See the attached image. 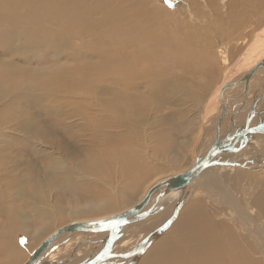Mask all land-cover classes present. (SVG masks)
I'll return each instance as SVG.
<instances>
[{
  "label": "rangeland",
  "instance_id": "rangeland-1",
  "mask_svg": "<svg viewBox=\"0 0 264 264\" xmlns=\"http://www.w3.org/2000/svg\"><path fill=\"white\" fill-rule=\"evenodd\" d=\"M203 1L205 0H191L190 2H193V4L189 2L190 6H187L189 8L188 10L186 8V5L181 4L182 0H170V4L166 2V0H154L153 4L156 7L153 6L152 8L157 10L155 12L156 14L154 16V20L151 22L150 20L148 21L147 19H143L144 17L137 20V23L140 24V27L144 29L149 26L148 22L155 24V18L158 16L159 22L154 27V29H157L158 31L156 35L158 36L159 33L161 34L164 31L163 33L165 36L163 35V33L160 36H163V39H165L168 43L169 41L171 44L175 43L176 48H178L181 53V55L179 54L178 56L175 55L173 51L167 49L165 56L159 57L161 62H158V60L156 61L154 66L155 70L158 69L160 71L159 77H163L166 87L155 95L149 92L148 85L145 86V84L141 83L137 84L138 81H143L142 78L147 77L146 72L148 69H150L151 64L143 58H139L138 49H135V51L133 52L135 56H138L137 66L135 67L136 77L129 75V79L132 78L131 80H129L132 81V86H137L135 88L133 87L135 89L134 91L137 93V96H139V94L141 96L151 95L152 97L153 95H155V99L151 96H149L147 99L153 105L151 106L152 109L150 111H145L143 113L145 125H143L142 127L143 134L141 135L140 139H137L136 136L132 134V130L128 129V132H126V128L123 127L121 128V131L120 129L108 130L107 126L95 127L94 129V126L91 125L92 123H95L94 120L97 119V116L100 115V112L103 113L105 111L104 108L101 109L94 107V101H92V98L97 97L103 102V98L107 97V95L105 94L106 90L104 89H106V86L109 83L115 82V77H110L109 75H107L106 77L103 67L99 68L98 62L91 61L88 54H91L92 50L96 49L100 52L103 51L104 54H116L115 60L120 57L123 51L119 48L117 49V47L114 46L115 42L113 40L115 38V35L111 34L110 31L106 30L104 32H101L99 36L97 35L94 36L95 38L92 37V39H86L87 41H79V36H75L71 33V36L66 34L67 32H69V30H67L68 25L66 23L62 25L64 34L61 33L59 29L55 30L57 34L55 36H58L57 39L55 38L56 44L63 45L65 44V42L68 43L69 40H74V42H71V46L69 49H77V52H75L77 54H75L76 61L71 58L73 56L72 52L67 53L65 57L59 58L55 54L52 55L54 57L50 56L49 53L47 54V52H45L47 50L42 48L40 52H43V54L45 55H43L37 61L35 59L28 60L27 65L21 63L24 62L25 59L20 58L18 55H12L11 57L7 55L8 53L2 51L3 53L0 54L2 55L0 58V96L1 93L2 95H5V93L9 92L10 88L13 87L14 91H17L19 90L18 88L20 86L22 89L20 91L21 93H25L27 91L28 96L24 98L29 99V103L24 106L27 102V99L25 101H23L24 98L19 99L18 102L20 103L15 104L14 107L16 108L11 111L10 118H7L6 115H4L6 117L1 115L2 119H0V124L4 121L2 123L3 128L1 129L5 131L0 135V174H2L3 172H7L16 180H24V183L22 185H19V187L17 188H15L14 185H12L11 187L4 185L3 188L5 190V193L4 195L0 194L2 196V199L0 198V200H2L3 204H5L9 211H11L10 214H15V220L18 217V221H20V223L24 225V228L22 229L16 227L15 229L5 230L0 227V264H13L14 256L18 257L17 260L15 259L17 264L22 263L24 260H26V257H28V255L32 253L33 249H35V247L38 246L46 237L51 235L54 230L65 226L74 220L102 218L106 217L105 215L108 216L110 214H114L115 212L118 213L135 205L139 200H141L144 192L149 188L156 185L160 180L172 175H176L177 172L185 170L187 166L192 163V159L194 157L191 154L193 147L197 142V131L203 125V129L208 128V124H211L213 122V118L218 114V106L221 104V102L219 101L220 91L223 85L226 84L228 80H230L234 76L237 75L236 77H238L240 73L246 71L251 67V65H247L246 61L248 51H250V46L255 42V40L258 37H261V35L259 34L264 28L263 21V24L261 25V18L264 17V0H234V2L233 0H228L227 3L230 4L231 2L232 4L228 7H226L227 4L225 0H215V4H213L214 6L208 3L207 7L206 5L204 6ZM196 2L198 5H196ZM119 4L120 3H116L115 5L118 6ZM191 5L193 7L192 9ZM192 11L195 12V16L189 15L190 13H192ZM101 17L102 16L96 14H94L93 16L94 21L98 22L101 20ZM194 18H197L198 20H194ZM190 19L193 20L190 21ZM122 22L123 26H127V24H129L128 22ZM137 23L135 24L136 26ZM192 25H195L194 29H190ZM106 26L109 30L113 29V26L111 25V23H108V21L106 22ZM3 28L4 27H2V23L0 22V29ZM34 31L22 30L20 34L22 36L21 43H27L28 38L26 39V37L29 35H35L34 33L36 31ZM55 31L51 29L50 32L55 34ZM5 32L0 31V34ZM70 32H74L77 35L80 34V32L77 30H72ZM9 33L11 34L13 33V31ZM245 39H247V42L244 45L238 44L244 42ZM101 41H106L113 47L109 45L103 46L101 44ZM2 45L3 44L0 40V51L2 50V47H5ZM137 46L142 49L144 47L147 48V45L143 43L141 45L140 43H138ZM64 51L65 50H60V52L65 53ZM163 51L165 52L164 49ZM68 54L72 56H69ZM85 56H88V58H86ZM65 58H67L70 63L67 62V59ZM244 61L246 63H243ZM76 62H78V64ZM145 63L147 65H145ZM245 64L247 67L244 66ZM89 66H91L92 68L89 69ZM45 72H48L50 76ZM96 72H98V75ZM54 73H56V75ZM60 73L62 75H59ZM88 73H90L91 76L88 75ZM94 73L96 75H94ZM143 74L146 76H143ZM46 75L49 77L47 78ZM51 75L53 76L51 77ZM157 76L158 74H154L152 75L153 78L151 79L153 81V85L155 86L158 84V80L155 81ZM59 77L61 80H58ZM92 77H94L95 79ZM96 77L98 79H96ZM111 78L113 79V81ZM77 80L81 84H79ZM66 81H68L69 83ZM71 83L73 86L71 85ZM44 85H46V87ZM54 85H57L58 88ZM65 85L67 87H72L71 91L74 92V94H72L74 96L73 98H76L78 95L82 99H87L88 101V103L85 102L83 104L86 108L78 106V112H83V115L87 117L86 121H89V123H91L90 125L92 127V131L82 132L81 130H76L75 133L79 138L78 140H75L71 133L67 134L65 132L67 130L65 122H67L68 120L69 123L77 122L78 119L75 118H79L80 116H75V118L73 119H67L66 116H63V113L57 114V109L55 110L54 108L53 110V107L46 106L51 102L53 104L56 103L55 106H61V104L67 105V103L71 101L67 98L69 97L68 94L66 95L65 93H63L64 91H62L66 89ZM178 86L180 87L178 88ZM44 87L45 89H43ZM142 87H144V89H142ZM35 89H39V93L36 92ZM58 89L59 91H57ZM102 89L104 90V92ZM180 90H183L182 93L179 92ZM184 90L187 92L186 95L191 96V100L184 98ZM28 91L30 92V94H28ZM45 93H47V95H45ZM54 93L57 96H54ZM41 94H43L44 96H40ZM89 99L91 103L89 102ZM63 100L65 101V103ZM45 101L46 103H44ZM60 101L61 104H59ZM70 104L74 105V103ZM43 107L45 108L43 109ZM89 107L90 113L89 110H87V108ZM51 110L52 112H50ZM55 113L57 115H55ZM67 113V115L69 116V110H67ZM13 115L17 116L15 120L12 118ZM8 119H12V122L9 123ZM79 119L81 121V118ZM21 121H27L28 125L24 124V126L25 128H28L30 126L29 131L28 129L26 131L24 128L22 129L19 127L18 124ZM10 124L12 125L10 126ZM55 128H57V130ZM51 130H56L55 133L57 135L55 134L53 136L56 141H52V139L49 141L48 131L50 132ZM103 130L106 135L109 131L110 132L108 133V135L114 132L112 133L113 136H111L114 140L112 144H109L107 140H104L105 135L102 136V134H104ZM96 131L99 132L97 133ZM118 131L125 133V138L128 139L129 142L128 140L120 141L119 136L121 135V133L115 134ZM40 132L42 135L40 134ZM154 135L159 139L170 137L171 140L166 142H164L163 140L162 142H160L159 139L157 140L156 137H154ZM39 136L43 139L45 138L48 142L46 147L40 144V142L37 140ZM68 141L70 143H73L71 150L77 151L74 155H71L70 152L66 151L67 149L65 150L62 148H58L59 146L62 147L63 144L67 143ZM120 143L122 145H119ZM116 148L118 150L123 149L122 151L130 150V152H132L137 159L141 160L144 167L146 168L147 172L145 175L143 174L142 179L140 180L139 177H137L136 179L137 181L141 182V185H139L138 187H124L126 184L133 181V178H123L121 180L118 178L116 179L118 182H115L114 174L113 177H108L109 185L108 188L105 187V189L100 185L95 184L98 180V178L94 180V176L96 177L95 174L90 175L91 177L87 174V176H89L88 178L85 175V172H83V175H75L73 179H71L72 185L69 189H64L60 185H49L44 178L43 170H46L48 166L51 167L53 163V165H56L55 160H58L57 167L66 166L73 170H77V168L81 167L80 165H78L79 163H98V161L102 160L106 161L104 165H109V171L114 170V168L115 170H117V167L112 166L114 167L112 169V167L110 166L112 165V157H115L113 153L116 154ZM259 149H264V138H262L261 144L259 145L258 149H250L252 152H250L251 155L259 153ZM35 150H42L43 152L40 154ZM61 152L63 153V155L60 154ZM50 154L54 155V157H51ZM45 156H50L51 159L46 160V158H44ZM248 159H254V157ZM59 161H61V163ZM161 161L165 164H162ZM248 162L249 160L246 161V163L243 162V168H240L241 166L238 165L235 166L234 164V170H230L231 172H223L229 173L227 176L222 175L223 179L228 177L229 175L234 178H238L236 180L237 185H233L234 189H236L234 191H237V193L233 191L235 195L239 196L240 191L238 190H241V188H239L238 186L240 185L242 187L247 183V181L253 183L252 187L254 189L256 187L262 188V186H264V165L260 169H256L251 168L252 165L249 166L250 163ZM158 164L162 167L157 168ZM84 166L86 167V165ZM100 178L103 177L100 176ZM258 180L260 181L258 182ZM112 182H115L116 184L114 188L111 185ZM254 182H256L257 185H255ZM230 188L231 187H229L227 191H230ZM106 190H108V195L104 194ZM194 192L195 193H193L192 196L194 198L191 197L193 200L190 198L192 200V203L195 200H203L205 203L206 201L208 203L209 201H212V197H208L207 195L209 194L207 192H203L202 189L196 188ZM190 199L189 201L191 202ZM189 201H186V203H184L180 213L185 209V207L192 204ZM108 203L111 205L110 208H103L104 210H100L101 206H104ZM36 210H41L46 213L49 212L51 214H56L55 212H57L62 217H53L50 221H48L47 219L39 216ZM7 217L8 215H6L5 213H0V225H4V223H6V219L8 220ZM178 218L179 217H177V219ZM171 221L172 220H169L164 225L169 224ZM160 229L161 226L160 228L153 229L155 231H152L158 232L160 231ZM134 230H136V228H131L129 231L124 233V236L122 237L128 238V240H130L126 245L123 253H134L136 249L139 248L140 244H138V240L140 238L138 236H140V234L138 235V233L140 232L136 233L134 232ZM152 231H150V233ZM39 233H43L41 235V238L38 237L37 239L33 240L32 238ZM111 233L112 232L110 231L104 232V234L99 237L100 239L91 235L83 238L78 237L75 240L70 241V244H68L66 247H61L60 251L58 252L60 254V257L58 256L59 258L57 257L55 262H53L52 264H89L90 261H92L98 254H100L99 247L101 246V242H105L106 238H108ZM130 235H134V238ZM159 240L160 238L154 241L153 244H155ZM149 249L146 252H148ZM61 250L63 252H61ZM146 252L143 256L146 255ZM114 253L118 254L119 250H115ZM134 256L135 255L131 257L134 258ZM143 256L141 258H138L137 261L134 260V262L133 258H129V263L127 261L114 262V260H111L113 262L111 263L108 261V264H140ZM112 258L114 259V257ZM19 259H21V262ZM16 263L14 262V264ZM45 263L51 264L50 261L46 260ZM105 263L106 262H104L103 264Z\"/></svg>",
  "mask_w": 264,
  "mask_h": 264
},
{
  "label": "bare ground",
  "instance_id": "bare-ground-1",
  "mask_svg": "<svg viewBox=\"0 0 264 264\" xmlns=\"http://www.w3.org/2000/svg\"><path fill=\"white\" fill-rule=\"evenodd\" d=\"M118 1H116V0H0V22L2 23V27H4L3 29H0V31H3V32L6 31L5 33L0 34V40L3 44L2 46H5V47H2L0 54H2L3 52H6V53H8L7 55H9L11 57H12V55H18L20 58L25 59L24 62H21L22 64L28 65V60L35 59L37 61L39 58H41L43 55H45V54H43V52H40V50L42 48L47 50L45 52H47V54L49 53L50 56L55 54L59 58L65 57V55L67 53L72 52L73 56L69 55V54L68 55L72 56L71 58L74 61H76L75 58H76L77 54L75 52H77V49H72V48L69 49L71 46L70 45L71 42H74V40L73 41L69 40L68 43L65 42V44H63V45L56 44V41H55V38L57 39V37H58V36H55V35H57L55 30L59 29V31L64 34V29L62 28L63 27L62 25L65 23L68 25L67 30H69V32H67L66 34L70 35V33H71V34H74L75 36H79V38H80V39H78L79 41H81V40L87 41L86 39H92V37L95 38L94 36H97V35L99 36L101 34V32H104L106 30L110 31L111 34L115 35V38L113 40L115 42L114 46L117 47V49L119 48L123 51L117 60H115L116 54H112V53L104 54L103 51L100 52L99 50L97 51L96 49L92 50L91 54H88L91 61H97L98 62L99 68L103 67L104 74L106 77H107V75H109L110 77L111 76L115 77L114 78L115 82L109 83L106 86V89H104V90H106L105 94L107 95V97L103 98V102H102V100H100L97 97L92 98V101H94V107L101 108V109L104 108V110H105L103 113L100 112V115H98L99 117L97 116V119L95 118L96 119V120H94L95 123L91 124V123H89V121L87 122L86 121L87 117L83 115L84 113L78 112V106H82L83 108H86V107H84L83 104L85 102L88 103L87 99L84 100L78 95H77L78 98L76 97L77 99L73 98L74 96L72 94H74V92L71 91L72 87H69V86L67 87L66 86L67 84L65 85L66 89H64L62 91H64L63 93H65L66 95L68 94L70 99H69V97H67V98H68V100H71V101H69L67 103V105L66 104L62 105L61 101H60L59 104H61V106H55L56 103L53 104L52 102L46 105L48 107H53L52 108L53 110H54V108H55V110L57 109L58 110L57 114L63 113V116L64 117L66 116L67 119H71V118L73 119V118H75V116H80L79 118H81V121L79 118H75V119H78L77 122H70L69 123L68 122L69 120L67 122H65L66 123L65 125L67 128V130L65 132L67 134L71 133L73 135V137L75 138V140L79 139L77 137V134L75 133L76 130H81L82 132H86V131L91 132L92 131L91 125L94 126V129H95V127L107 126L108 130L109 129L110 130H116V129L121 130V128L123 127V128H126V130H127L126 132H128V129L132 130V134H134L137 139L138 138L140 139L141 135L143 134L142 127H143V125H145L143 113L145 111H150L152 109L151 106L153 104L147 100L148 97L151 95L141 96L139 94V96H137V93L134 91L135 90L134 88L137 86H135V87L132 86V81H129L132 79V78L129 79V77H130L129 75L136 77L135 67L137 66V58L139 56V58H143L144 60H146L148 63L151 64L150 69H148L146 72L147 77L142 78L143 81L137 80L138 81L137 84L141 83V84H145V86L148 85L149 92L151 94L156 95V93L162 91L166 87L165 81L163 80V77H159L160 71L158 69L155 70L154 66H155L156 61L158 60V62H161L159 57H164L165 53L167 52L166 51L167 49L173 51V53L175 55H178V56H179V54L181 55L180 50L178 48H176L175 43L171 44L169 40H168L169 41V43H168L165 39H163V36H160V35H162V33L164 31L161 34L159 33L158 36L156 35V33L158 31H157V29H154V27L159 22L158 16L155 18L156 23L155 24L151 23L154 20V16L156 14L155 12L157 11L156 9L152 8L153 6H155L153 4L154 0L153 1L152 0H123V1L121 0L119 2ZM190 1L189 0H182L181 4L186 5V8L189 10V8L187 6H190V4H189ZM192 1H195V0H192ZM225 1L227 4L226 7L232 5L231 2H230V4L227 3L228 0H225ZM229 1H231V0H229ZM257 1H260V0H257ZM203 2H204V6L206 5V7H207L208 3L212 6H214L213 4H215V0H212V1L211 0H205ZM233 2H234V0H233ZM116 3H120V4L118 6H116L115 5ZM190 3L193 4V2H190ZM201 3H202V1H201ZM196 5H198L197 2H196ZM192 8L193 7L191 5V9ZM188 13H190V12H188ZM94 14L102 16L101 20L99 22L94 21V18H93ZM189 15L195 16V12L192 11V13H190ZM139 18L147 19L148 21L150 20L151 22H148L149 26L147 28L142 29V27H140V24L137 23V20ZM197 18H194V20ZM191 20H193V19H190V21ZM107 21H108V23H111V25L113 26V29L109 30L107 28V26H106ZM122 21H124V23H127L129 21L128 22L129 24H127V26H125V25L123 26ZM136 23H137V26L135 25ZM194 26L192 25L190 29H194ZM51 29L55 31V34L50 32ZM22 30H25V31H29V30L34 31L35 30L36 31V32L34 31L35 35H33V36L29 35L26 37V39L28 38V41L25 44L21 43L22 36L20 34H21ZM72 30H75V31L77 30L80 32V34L77 35L74 32H70ZM11 31H13V33L10 34L9 32H11ZM163 35H164V33H163ZM259 35H261V37H258L255 40V42L250 46L251 47L250 51H248L246 61H247V65H251V67L249 69H247L246 71L251 70L253 67L257 66L264 59V28L262 29V32ZM165 38H167V37H165ZM171 38H172V36H171ZM246 42H247V39H245L244 42L238 43V44L244 45ZM138 43H140V45L142 43L146 44L147 48L144 47L142 49V48L138 47L137 46ZM101 44L103 46L109 45L108 42H106V41H101ZM109 46H112V45H109ZM97 47H98V45H97ZM155 48H157V49H155ZM135 49H138V52H139L138 56H135L133 53L135 51ZM163 49L165 50V52L163 51ZM60 50H65L64 51L65 53L60 52ZM104 51H105V48H104ZM78 52H81V51H78ZM1 56L2 55H0V58H1ZM88 56L87 57L85 56V57L88 58ZM52 57H54V56H52ZM65 59H67V58H65ZM67 62H69L68 59H67ZM138 62H139V59H138ZM2 63H4V62H2ZM76 63L78 64V62H76ZM243 63H246V62L244 61ZM145 65H147V64L145 63ZM244 66H246V64ZM91 68L92 67L89 66V69H91ZM95 68H97V67H95ZM64 69H66V68H64ZM74 69H76V68H74ZM103 69H102V72H103ZM246 71H244L240 74H244V73H246ZM45 73L48 74V72H45ZM96 73L98 75V72H96ZM54 74L56 75V73H54ZM154 74L155 75L158 74V76L155 79V81L158 80V84L156 86L153 85V81L151 80L153 78L152 75H154ZM48 75L50 76V74H48ZM53 75H51V77ZM59 75H62V74L60 73ZM77 75H78V73H77ZM88 75L91 76L90 73H88ZM94 75H96V74L94 73ZM99 75H100V73H99ZM139 75H137V76H139ZM44 76H45V74H44ZM49 76H47V78ZM83 76H86V75H83ZM143 76H146V75L143 74ZM148 76H149V79H148ZM236 76H234L233 78H236ZM62 77H64V76H62ZM139 77H141V76H139ZM30 78H32V77H30ZM92 78H94V77H92ZM233 78H231V79H233ZM96 79H98V78L96 77ZM58 80H61L60 77ZM78 80H77V82L79 83ZM105 80H106V78H105ZM109 81H111V80H109ZM112 81H113V79H112ZM49 82H48V84H49ZM66 82H68V81H66ZM73 84H74V82H73ZM75 84H77V83H75ZM79 84H81V83H79ZM71 85H72V83H71ZM103 85H105V84H103ZM44 86L46 87V85H44ZM54 86H56L58 88L57 85H54ZM141 86H144V85H141ZM45 87L43 89H45ZM179 87L180 86H178V88ZM13 88H10L9 92L5 93V95H2V93H1V96H0V119H2V116H4V115H6L7 118H10L11 111H13V109L16 108V107H14L15 104L20 103V102H18L19 99L28 96L27 91L25 93L20 92L22 90L20 86L18 88L19 90H17V91H14ZM53 88H52V90H53ZM176 88H177V86H176ZM142 89H144V87H142ZM38 90H36V92H38ZM104 90H103V92H104ZM57 91H59V89ZM60 91H61V89H60ZM182 91L183 90H180L179 92L182 93ZM17 92H19V93H17ZM46 92H49V91H46ZM221 92H222V89L220 91V100H219L220 102H221ZM63 93H61V94H63ZM75 93H76V91H75ZM99 93H101V92H99ZM28 94H30L29 91H28ZM57 94H59V93H57ZM183 94L185 95L184 96L185 99L191 100V96L186 95L187 92L185 90H184ZM31 95H32V93H31ZM42 95L43 94H41L40 96H42ZM45 95H47V93H45ZM55 95L56 94L54 93V96ZM92 95H93V93H92ZM155 95H153V97L152 96L151 97L155 99ZM61 98H63V97H61ZM26 99L27 98H24L23 101H25ZM39 99H37V100H39ZM46 101H48V100H46ZM46 101L44 103H46ZM89 102H90V99H89ZM28 103H29V99H27V102L25 103L24 106H26ZM64 103H65V101H64ZM70 103H74V105L70 104ZM221 104H222V102H221ZM221 104L218 106L219 110H220ZM41 107H42V105H41ZM44 108L45 107H43V109ZM45 110H47V109H45ZM67 110H69V112H70L69 116L67 115L68 114ZM87 110H89V113H90V107L87 108ZM219 110H218V113H219ZM50 112H52V110ZM92 112H91V114H92ZM57 114L55 113V115H57ZM95 115H97V114H95ZM6 116H4V117H6ZM12 118L15 120L17 118V116L13 115ZM27 121H21L18 125L20 128H22V129L24 128L26 131L28 129V131H29L30 126L28 128H25V126H24V124H27ZM263 121H264V118H263ZM8 122L11 123L12 119H8ZM255 122H257V120ZM2 123L0 124V135L5 132L3 129H1V128H3ZM5 123H7V122H5ZM11 125L12 124H10V126ZM203 127H204V125L201 126L199 128V130L197 131V134H196L197 142L195 143L193 150H192V154H191L194 158L192 159V163L189 166H191L194 163L195 152L197 149L200 148L199 146H200V143L202 140V135L204 132ZM55 129L57 130V128H55ZM53 130H51L50 132L48 131L49 141L51 139H52V141L55 140L53 136L56 134L55 133L56 130L55 131H53ZM121 131L120 132L118 131L115 134L121 133V135L119 136V140L120 141H127L128 139L125 138L126 134L121 132ZM109 132H107V135H106L104 133V130H103L104 134H102V136L105 135L104 140H107L109 142V144H112L114 142V140L111 136H113L112 133H114V132L111 131L112 133L108 135ZM206 133H207L206 143H210L211 142V140L209 138L210 131L206 130ZM38 134H39V132H38ZM40 134H41V132H40ZM93 136H94V134H93ZM154 137H156L157 140L159 139L155 135H154ZM262 138H264V136H256L254 139H252L251 143L246 148H244L240 153H238L236 156L231 158L234 161V163H237L238 166H241L240 168H243L244 167L243 162H246L248 160L249 161L254 160V162H251V163L249 162L250 163L249 166L252 165L251 168L260 169L264 164L260 167H258L257 165H258V163H260L258 160H260V161L264 160V158H263L264 157V149L263 150L259 149V153L255 154V155H253V154L251 155L252 152L250 149H258L259 145L261 144ZM37 140L40 142V144L44 145L45 147L48 144L46 139L45 138L43 139L40 136L37 138ZM163 140H164V142H166V141H170L171 138L167 137L165 139H159L160 142H162ZM128 142H129V140H128ZM8 144H9V142H8ZM72 145H73V143L72 142L70 143L68 141L67 143H64L62 147L59 146L58 148H62L65 150L67 149L66 151L70 152L71 155H74L77 151L71 150ZM119 145H122V144L120 143ZM113 148H114V146H113ZM122 148H123V146H122ZM120 150L117 149L116 154L112 152L113 155H115V157H112L113 158L112 159V165H110V166L111 167L112 166L117 167L118 168L117 170H115V168L112 167V169L114 168L115 171L111 170V169H110L111 171H109V165H107V164L104 165V163H106V161H102V160L98 161V163L97 162L96 163L90 162V163H86V164L79 163L78 165H80L81 167L77 168V170H73V169L68 168L66 166L57 167L58 166L57 165L58 160H55L56 165H53L54 164L53 163L51 165V167L48 166L49 168L47 167L46 170H43L44 178L49 185L55 184L56 186L60 185L64 189H69L72 185L71 179H73V177L75 175H83V172H85L86 176H87V174L89 176L95 174L96 177L94 176V180L98 178V180L96 181L95 184H98L105 189V187L108 188V185H109V182H108L109 178L108 177L109 176L113 177V174H114L115 182H118L116 180L118 178L121 180L123 178H131L132 177L133 181L126 184L124 187L136 188L139 185H141V182L136 180L137 177H139V179L141 180L143 174L145 175L147 170L144 167L141 160L137 159L134 156V154L132 152H130V150H124V151H122L123 149H120ZM35 151L40 153V154L43 152L42 150H39V151L35 150ZM60 154L63 155L62 152ZM247 154H250L251 156L247 155ZM51 157H54V155H51ZM51 157L45 156L44 158H46V160H50ZM251 157H254V159H248ZM53 159H56V158H53ZM106 159H108V158H106ZM59 162L61 163V161H59ZM50 163H52V162H50ZM161 163L163 164L164 162L161 161ZM84 165H86V167ZM233 165L234 164H232L230 166L216 167V168H212V170H210V171L205 172L203 176H201L198 180L195 181V183L189 189L188 193L184 194L182 197L177 199V201L175 203H173L171 206H169L164 212L159 214V216L152 219L151 221L150 220L143 221L142 223L132 224L131 226H129L131 228L134 227V229L136 228V230H134V232H136V233L140 232V233H138V235L140 234V236H138L140 239L138 240L139 242L138 241L137 242H138V244L141 245V243L143 242L144 239H146L149 235L157 232V231L153 232V231H155L153 229L160 228V226L164 227L163 225L165 223H167L169 220L174 221L173 222L174 224L171 225L169 228H167L160 235V237H158V239L160 238V240L158 242H156L155 244H153L152 246H150L151 248L149 249L148 252H146V255L143 256V259L140 261V264H264V186H262V188L256 187L254 189L252 187L253 183L247 181V183L245 185L242 184L243 185L242 187L240 185L238 186L239 188H241V190L240 189L238 190V191H240L239 196L235 195L234 192L237 193V191H234L236 189H234L233 185H237L236 180L238 178L237 177L234 178L230 175L228 177H226L229 173H223L226 171L231 172L230 170H234L233 168L237 165H235V166H233ZM189 166H187V168ZM158 167H162V166L158 164L157 168ZM239 171H240V169H239ZM222 175H226L225 176L226 178L223 179ZM89 176H87V177L89 178ZM100 176L103 178H100ZM259 181L260 180H258V182ZM115 182H112V184H111L113 188L116 185ZM23 183H24V180L23 181L16 180L11 175H9L7 172H3L2 174H0V185H1L0 186V194L4 195V193H5V190L3 188L4 185L10 186V187L12 185H14L15 188H17V187H19V185H22ZM254 183H255V185H257L256 182H254ZM221 185H224V186H221ZM229 187H231L230 191H227ZM196 188L202 189L203 192H207L209 194L207 196L208 197L210 196V198L212 197L211 198L212 201H209V203L206 201V203H205L203 200H195L192 203V200H193L192 198H194L192 196H193V193H195L194 191ZM148 190L144 192L141 199H143V197L147 194ZM104 194L108 195V190H106ZM1 195H0V198L2 199ZM207 196H206V198H207ZM189 199L191 200V202L189 201ZM140 201L141 200H139L137 203H139ZM186 201L187 202L189 201L192 204L185 207V209L180 213L182 206L184 205V203H186ZM110 207H111V205L108 203V204H105L104 206H101L100 210H102L103 208L107 209ZM36 211H37V214H39V216L43 217L44 219H47L48 221H50L53 217H57V218L62 217L57 212H55L56 214H53V213L51 214L49 212L46 213V212L41 211V210H36ZM10 212L11 211H9V209L5 206V204H3L2 200H0V213H5L6 215H8V217H7L8 220L6 219V221H5L6 223H4V225L1 224L0 227L2 229H5V230L6 229H8V230L15 229L16 227L20 228V229L24 228V225L22 223H20V221H18V217L15 220V214H10ZM176 215H177V217H179L178 219L177 218L175 219ZM96 219H98V218H96ZM88 220H91V219H88ZM88 220H84V221H88ZM60 228H57L56 230H58ZM47 229H48V227H47ZM56 230H54V232H56ZM150 231H152V232L150 233ZM54 232H52V234ZM42 234L43 233H39L38 235L34 236L32 239L35 240L38 237L41 238ZM103 234H104V232L103 233H88L87 235H82L79 238L88 237L91 235L99 238ZM51 235H49L48 237H50ZM130 236L133 237L134 235H130ZM48 237H46L44 240H46ZM113 238H114V233H111L110 236L108 238H106L105 242H103V243L101 242V246L99 247L100 253L106 249L105 247H106L107 243H110V241L113 240ZM129 241L130 240H128V238H121L119 241L115 242V244L112 247L110 246L112 248L111 255L114 257V259L113 258L108 259L105 264H108V261L112 263L113 261H111V260H114V262L115 261H117V262L118 261H123V262L127 261L129 263L130 262L129 258L132 259L133 257H131V256H133V255H135L133 258V262H134V260L137 261L138 256H136V254L138 253L137 251L140 249V247H139V249H136V252H134V253H126V252L123 253L124 249L126 248V245L129 243ZM89 243H92V242H89ZM93 243H95V242H93ZM68 244H70V243H68ZM67 245H65L63 247H66ZM38 246H36V247H38ZM60 249H61V247L54 250L52 252V254L50 255V257L46 258V261H50L51 264L53 262H55L57 257L60 255L58 253L60 251ZM79 249H81V248H79ZM117 249L119 250L118 254L114 253V251ZM34 252H35V249H33L32 253L29 254L28 257H26V260H24L22 263H19V262L18 263L19 264H25L30 259V257L32 256V254ZM61 252H63V251L61 250ZM118 256H122V257H118ZM15 259L17 260L18 257L14 256V262L16 263ZM19 260L21 262V259H19ZM14 262H13V264H14ZM42 263H45V260ZM111 263H109V264H111Z\"/></svg>",
  "mask_w": 264,
  "mask_h": 264
},
{
  "label": "water",
  "instance_id": "water-1",
  "mask_svg": "<svg viewBox=\"0 0 264 264\" xmlns=\"http://www.w3.org/2000/svg\"><path fill=\"white\" fill-rule=\"evenodd\" d=\"M221 102L219 113L213 118V122L208 124V128H204L200 148L196 150L191 166L160 180L134 206L98 219L75 220L61 227L35 248V252L25 264H41L54 250L82 235L110 231L114 233L113 240L107 243L103 252L89 262L103 264L113 257L111 247L131 229L129 226L159 216L177 199L188 193L195 181L212 168L238 165L231 158L246 148L256 136H264V59L246 73L228 80L222 88ZM206 130L210 131V143H206ZM259 162L258 167L264 164V160ZM173 222L172 220L161 227L160 231L144 239L136 256L141 258Z\"/></svg>",
  "mask_w": 264,
  "mask_h": 264
},
{
  "label": "crops",
  "instance_id": "crops-1",
  "mask_svg": "<svg viewBox=\"0 0 264 264\" xmlns=\"http://www.w3.org/2000/svg\"><path fill=\"white\" fill-rule=\"evenodd\" d=\"M262 21L264 22V17L261 18V22H262ZM263 22L261 23V25L263 24Z\"/></svg>",
  "mask_w": 264,
  "mask_h": 264
},
{
  "label": "snow or ice",
  "instance_id": "snow-or-ice-1",
  "mask_svg": "<svg viewBox=\"0 0 264 264\" xmlns=\"http://www.w3.org/2000/svg\"><path fill=\"white\" fill-rule=\"evenodd\" d=\"M166 2H168L170 4V0H166Z\"/></svg>",
  "mask_w": 264,
  "mask_h": 264
}]
</instances>
